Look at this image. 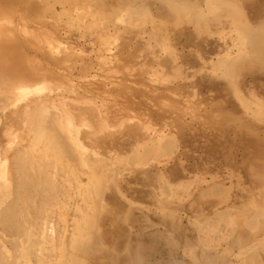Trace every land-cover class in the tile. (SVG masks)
Segmentation results:
<instances>
[{
	"label": "rangeland",
	"instance_id": "1",
	"mask_svg": "<svg viewBox=\"0 0 264 264\" xmlns=\"http://www.w3.org/2000/svg\"><path fill=\"white\" fill-rule=\"evenodd\" d=\"M0 264H264V0H0Z\"/></svg>",
	"mask_w": 264,
	"mask_h": 264
}]
</instances>
